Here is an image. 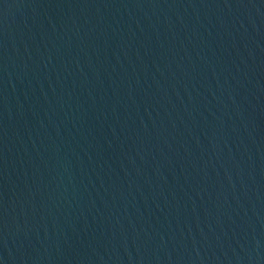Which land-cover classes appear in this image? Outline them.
Here are the masks:
<instances>
[{
    "label": "water",
    "instance_id": "1",
    "mask_svg": "<svg viewBox=\"0 0 264 264\" xmlns=\"http://www.w3.org/2000/svg\"><path fill=\"white\" fill-rule=\"evenodd\" d=\"M0 264H264V0H0Z\"/></svg>",
    "mask_w": 264,
    "mask_h": 264
}]
</instances>
